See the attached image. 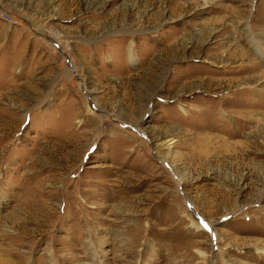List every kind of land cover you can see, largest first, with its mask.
I'll return each mask as SVG.
<instances>
[{
  "label": "rangeland",
  "instance_id": "obj_1",
  "mask_svg": "<svg viewBox=\"0 0 264 264\" xmlns=\"http://www.w3.org/2000/svg\"><path fill=\"white\" fill-rule=\"evenodd\" d=\"M0 264H264V0H0Z\"/></svg>",
  "mask_w": 264,
  "mask_h": 264
}]
</instances>
